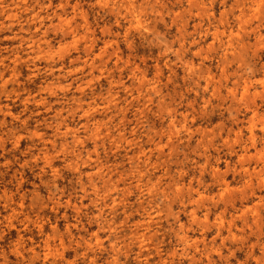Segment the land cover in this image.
I'll use <instances>...</instances> for the list:
<instances>
[{
	"label": "clouds",
	"instance_id": "1",
	"mask_svg": "<svg viewBox=\"0 0 264 264\" xmlns=\"http://www.w3.org/2000/svg\"><path fill=\"white\" fill-rule=\"evenodd\" d=\"M0 264H264V0H0Z\"/></svg>",
	"mask_w": 264,
	"mask_h": 264
}]
</instances>
